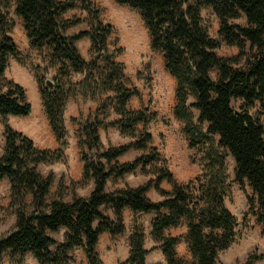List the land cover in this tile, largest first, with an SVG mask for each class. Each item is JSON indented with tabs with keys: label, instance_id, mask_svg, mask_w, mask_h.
<instances>
[{
	"label": "trees",
	"instance_id": "16d2710c",
	"mask_svg": "<svg viewBox=\"0 0 264 264\" xmlns=\"http://www.w3.org/2000/svg\"><path fill=\"white\" fill-rule=\"evenodd\" d=\"M115 2L139 12L150 48L161 53L165 69L174 78L172 114L183 123L189 149L201 152V172L180 183L167 167L156 168L154 176L142 185L107 192L110 178L138 168L145 171L146 166L161 160L157 149L148 145L152 136L145 129L155 113L146 108H128V101L140 93L127 84L123 64L109 50L113 28L101 21L91 0H0V117L4 128L0 181L7 179L10 185V206L15 215L13 228L0 237V259L7 254L14 264H22L23 257L30 253L39 264H68L69 252L80 247L87 264H104L96 251L99 236L103 232H125L122 212L127 208L132 213L153 214L149 237L161 250L166 264H217L219 254L234 243L238 226L236 216L225 205L230 188L227 155L234 161L235 181H246L251 188L247 214L256 217L264 232V125L247 110L257 102L264 112V0ZM11 8L23 22L29 46L46 49L47 66L55 69L52 74L44 70L40 77V68L34 71L44 113L57 143L55 150L36 147L6 121L8 116L26 117L31 112L24 87L5 78L9 59L19 58L10 35L14 27L8 13ZM204 8L217 17L221 41L211 36L202 16ZM71 9L87 13L88 29L66 33L67 28L83 20L66 18ZM241 17L245 24L232 23ZM83 37L90 41L88 61L75 45ZM221 42L237 47L238 55H218ZM76 75L81 79L72 81ZM77 95L98 104L93 117L80 123L85 138L79 140V145L87 149L81 153L84 163L79 184L87 185L92 180V189L85 197L65 201L61 195L51 197L54 175L41 174L38 166L66 160L64 112L67 102ZM237 101L240 103L235 108L233 102ZM109 108L117 118L105 119ZM103 125L116 127L132 141L103 148L99 138ZM130 148L142 153L119 163L117 158ZM163 180L170 190L160 187ZM150 188L162 200L149 199L146 192ZM104 209L110 210L112 217ZM177 227H185L184 234L177 237L166 233ZM61 229L63 240L58 242L50 233ZM145 238L143 227L132 223L128 256L120 264H146ZM180 240L186 243L189 258L177 255L175 246ZM257 258L250 254L245 264Z\"/></svg>",
	"mask_w": 264,
	"mask_h": 264
},
{
	"label": "rangeland",
	"instance_id": "374dc122",
	"mask_svg": "<svg viewBox=\"0 0 264 264\" xmlns=\"http://www.w3.org/2000/svg\"><path fill=\"white\" fill-rule=\"evenodd\" d=\"M92 7L98 9L100 19L104 24L113 28V34L108 39L109 50L116 53L115 60L124 66V73L127 77V84L135 86L139 90V96L133 97L128 101L129 109H148L155 113V119L146 124L145 129L150 132L152 138L148 143L159 152L161 160L155 164L146 166L145 171L139 168L127 173L119 178L109 179V189H120L125 186L137 187L149 181L154 175L156 168L167 167L175 179L186 182L193 179L201 172L200 161L198 158L201 152L198 149L190 150L185 134L183 133V123L174 118L172 108L175 97V80L167 72L161 53L153 51L149 45V35L144 23L136 9L128 5H122L115 0H91ZM9 18L14 27L10 35L17 45L19 58L11 57L6 69L5 78L12 80L24 87L27 100L31 104V113L26 117H8L7 123L15 130L30 138L36 147L41 149L55 150L57 143L49 127L48 120L44 113L41 97L35 77V70L40 72V77L44 70L48 69L52 74L55 69H50L48 65L47 50H36L29 46V40L23 27L20 17L13 13V8L9 10ZM66 18L79 17L83 19L80 23L67 28L66 33L71 35L81 30L88 29L89 25L85 20L87 13L79 9H71L64 15ZM202 16L208 25L212 37L221 41L218 33L219 22L211 9H202ZM232 23L245 24L244 18L232 20ZM78 41L77 49L85 60L90 59L88 51L90 41L86 37ZM76 45V42H75ZM235 46H228L221 42V46L216 50L220 56L234 57L238 55ZM19 59L23 61L19 62ZM49 77V75H48ZM81 76H72V81H79ZM95 101L82 99L80 95L71 99L66 104V112L70 119H64L67 132V146L64 150L66 160L50 164L41 163L38 170L41 174L52 173L54 175L51 185V197L61 195L65 201H70L74 196H87L92 189V180L87 185H80L83 173V160L81 153L86 151V146L79 145V140L85 138L81 132L80 123L88 116L91 118L95 110L91 111L88 106H93ZM240 102H233L235 108ZM98 105V104H97ZM88 110V112H86ZM253 116L260 119L264 125V112L259 104L247 109ZM101 117V113L98 114ZM118 115L109 108L106 111L105 119H115ZM74 119V120H73ZM0 117V155L4 146V128ZM143 126H139L141 129ZM99 138L101 146H119L132 141V138L121 135L116 127L101 126L99 128ZM142 151L135 148L128 149L127 152L117 158L119 163L132 160ZM228 173L229 191L225 205L232 211L238 220L237 233L234 243L218 256L217 264H245L250 254H255L257 259L252 264H264V232L260 224L256 222V217L247 214V199L252 196L251 188L245 181L239 184L235 181L234 161L230 155L226 157ZM160 187L170 190L167 181H161ZM146 195L149 199L162 200L161 195L154 188H150ZM10 185L7 179L0 181V237L5 235L15 224V215L10 206ZM105 210V209H104ZM106 211V210H105ZM107 213V211H106ZM123 221L130 230L133 224L143 227L150 221L152 213H132L130 210H123ZM246 218V220H245ZM126 230V229H125ZM183 227L167 230L170 234H177ZM125 232L120 234H110L103 232L98 240L96 251L104 264H120L126 260ZM50 235L58 242L63 240L64 229ZM178 237V236H177ZM144 246L147 249L146 264H163L160 252L153 247L150 238L146 236ZM176 253L183 258H189L187 247L183 242L176 244ZM68 264H87L85 254L80 247L74 248L69 252ZM0 264H14L7 254L0 259ZM22 264H39L37 260L27 253L23 257Z\"/></svg>",
	"mask_w": 264,
	"mask_h": 264
},
{
	"label": "crops",
	"instance_id": "0c3cea01",
	"mask_svg": "<svg viewBox=\"0 0 264 264\" xmlns=\"http://www.w3.org/2000/svg\"><path fill=\"white\" fill-rule=\"evenodd\" d=\"M84 38H86V37H84ZM81 40V39H80ZM82 40H85V39H83L82 38ZM79 41V40H78ZM78 41H76V46H78ZM8 68V67H7ZM93 103H95L93 106H88L90 109H91V111H93V110H95L96 108H97V102L95 101V102H93ZM86 112H88V110L86 111ZM31 113V112H30ZM70 113V112H69ZM69 113H67L66 112V109H65V112H64V119H70V115H69ZM8 117H21V116H8ZM7 117V118H8ZM111 179V178H110ZM164 181V180H163ZM109 187V180L107 181V184H106V190H107V192H110V191H112V190H114V189H109L108 188ZM155 201H158V200H155ZM124 211L125 212H128L129 211V209H124ZM107 214L109 215V216H111L112 217V213H111V211L110 210H107ZM138 214H140V213H138ZM152 216H153V214H152ZM151 216V217H152ZM124 224H125V218H124ZM125 231H126V233H125V244H124V246H125V248L127 249L128 248V250H126V255L128 256V252H129V247H128V236L130 235V228H129V226L127 227V224H126V226H125ZM173 229H175V228H171L170 230H173ZM149 231H150V225H149V222H148V224L145 226V232H146V236H148L149 237ZM186 231V228L185 227H183V230L180 232V233H177V234H170L171 236H181L182 234H184V232ZM167 232H169V231H166V233ZM168 234V233H167ZM100 237V236H99ZM150 238V237H149ZM150 240H151V238H150ZM182 242H183V244H184V246H186V243L183 241V240H181ZM151 242L153 243V247H157V244L156 243H154L152 240H151ZM180 243V241L178 242V244ZM97 246V245H96ZM157 250H159V254H160V258H161V261H162V263L163 264H166V262H165V259H164V256H163V254H162V252H161V250L159 249V248H157ZM147 256V255H146ZM188 257H189V253H188V255H187ZM145 261H147V259L145 258Z\"/></svg>",
	"mask_w": 264,
	"mask_h": 264
},
{
	"label": "water",
	"instance_id": "95a60500",
	"mask_svg": "<svg viewBox=\"0 0 264 264\" xmlns=\"http://www.w3.org/2000/svg\"><path fill=\"white\" fill-rule=\"evenodd\" d=\"M47 83L50 85L51 84L50 80H47Z\"/></svg>",
	"mask_w": 264,
	"mask_h": 264
}]
</instances>
